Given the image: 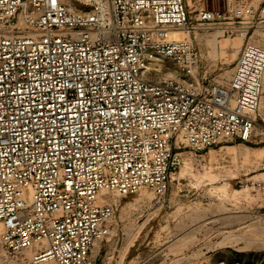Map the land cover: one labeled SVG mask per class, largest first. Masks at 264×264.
<instances>
[{"label": "built area", "instance_id": "2783aa9c", "mask_svg": "<svg viewBox=\"0 0 264 264\" xmlns=\"http://www.w3.org/2000/svg\"><path fill=\"white\" fill-rule=\"evenodd\" d=\"M80 1L90 9L0 0V242L14 264H95L119 201L164 198L182 147L203 161L220 142L262 141L264 41L244 42L223 86L175 34L260 38L264 0Z\"/></svg>", "mask_w": 264, "mask_h": 264}, {"label": "rangeland", "instance_id": "374dc122", "mask_svg": "<svg viewBox=\"0 0 264 264\" xmlns=\"http://www.w3.org/2000/svg\"><path fill=\"white\" fill-rule=\"evenodd\" d=\"M77 1L67 2L90 9ZM203 1L221 9L226 2L186 0L191 10ZM261 2L240 0L245 7ZM241 34H223L219 28L189 34L201 53L199 77L228 85L244 42L264 41L263 33L260 38ZM215 35L216 51L206 42ZM258 113L264 123V90ZM258 141L220 142L205 149L203 161L182 147L183 161L164 198L143 187L118 200L109 234L96 247L95 264H264V133ZM10 261L0 242V264Z\"/></svg>", "mask_w": 264, "mask_h": 264}, {"label": "bare ground", "instance_id": "6f19581e", "mask_svg": "<svg viewBox=\"0 0 264 264\" xmlns=\"http://www.w3.org/2000/svg\"><path fill=\"white\" fill-rule=\"evenodd\" d=\"M66 1H69V0H66ZM69 3V2H68ZM84 4H86V3H84ZM88 4V3H87ZM241 35H244V33H242ZM175 36L176 37H178V38H189L190 36H189V34L188 33H186V32H181V31H179V32H177L176 34H175ZM245 36V35H244ZM202 37V36H201ZM242 38H243V36H242ZM206 42L208 43V44H210L212 47H213V50L214 51H216V48H217V42H218V40L216 39V35L215 36H213L212 38H208V39H206ZM260 43H262V40L261 41H259ZM236 52H238V50H236V51H234V53L232 54V53H230V55H228V54H226V57H230V56H234V54L236 53ZM197 78V77H196ZM197 80H199L198 78H197ZM264 90V89H263ZM261 101H262V99H261ZM261 101H260V107H261ZM181 153L183 154V152L181 151ZM176 178V177H175ZM3 262V261H2ZM16 262V260H15V258H11V261L9 262V263H7V264H14Z\"/></svg>", "mask_w": 264, "mask_h": 264}]
</instances>
